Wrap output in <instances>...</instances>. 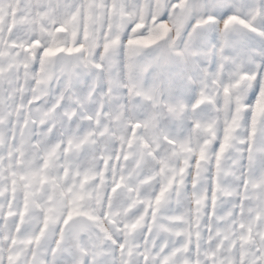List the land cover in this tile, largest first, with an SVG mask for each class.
<instances>
[{"label":"snow or ice","instance_id":"obj_1","mask_svg":"<svg viewBox=\"0 0 264 264\" xmlns=\"http://www.w3.org/2000/svg\"><path fill=\"white\" fill-rule=\"evenodd\" d=\"M0 264H264V0H0Z\"/></svg>","mask_w":264,"mask_h":264},{"label":"rangeland","instance_id":"obj_2","mask_svg":"<svg viewBox=\"0 0 264 264\" xmlns=\"http://www.w3.org/2000/svg\"><path fill=\"white\" fill-rule=\"evenodd\" d=\"M249 95H251V93H249ZM193 99H195V97H193Z\"/></svg>","mask_w":264,"mask_h":264}]
</instances>
